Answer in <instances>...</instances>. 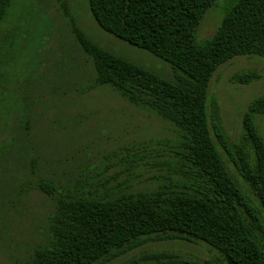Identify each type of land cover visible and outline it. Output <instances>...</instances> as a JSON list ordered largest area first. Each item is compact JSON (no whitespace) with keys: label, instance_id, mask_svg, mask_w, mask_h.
Wrapping results in <instances>:
<instances>
[{"label":"trees","instance_id":"1","mask_svg":"<svg viewBox=\"0 0 264 264\" xmlns=\"http://www.w3.org/2000/svg\"><path fill=\"white\" fill-rule=\"evenodd\" d=\"M11 1L0 0V22ZM86 2L103 31L171 65L172 77L165 78L73 29L92 61L96 85L108 84L176 128L175 178L126 192L98 191L79 180L65 187L39 178L35 188L50 199L52 210L47 240L33 248L27 264H106L144 242L167 239L203 242L223 264H264V141L255 122V115L264 113V95L242 113V134L235 142L217 114L209 122L206 104L209 80L219 65L237 55L264 56V0H226L214 32L201 41L195 38L197 26L217 0ZM256 76L245 71L232 78L248 83ZM174 256L153 252L141 264L180 263Z\"/></svg>","mask_w":264,"mask_h":264},{"label":"rangeland","instance_id":"2","mask_svg":"<svg viewBox=\"0 0 264 264\" xmlns=\"http://www.w3.org/2000/svg\"><path fill=\"white\" fill-rule=\"evenodd\" d=\"M226 3L217 0L206 11L197 41L214 32ZM75 27L107 50L172 77L168 62L103 31L86 0L11 1L0 22V264H27L33 248L47 240L52 203L35 188L39 178L65 187L79 180L113 192L152 189L175 178L176 128L108 84L96 85ZM245 71L257 76L248 83L232 78ZM259 95L264 56H234L209 80V122L217 114L225 135L237 141L242 113ZM255 122L264 141V113ZM229 170L247 192L233 167ZM158 251L180 262L165 264H223L209 245L181 239L147 241L106 264L148 263L146 256Z\"/></svg>","mask_w":264,"mask_h":264}]
</instances>
